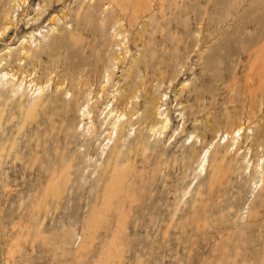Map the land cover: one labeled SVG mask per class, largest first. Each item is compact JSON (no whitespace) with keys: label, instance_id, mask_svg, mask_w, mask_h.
<instances>
[{"label":"rangeland","instance_id":"obj_1","mask_svg":"<svg viewBox=\"0 0 264 264\" xmlns=\"http://www.w3.org/2000/svg\"><path fill=\"white\" fill-rule=\"evenodd\" d=\"M17 1L0 264H264V0Z\"/></svg>","mask_w":264,"mask_h":264},{"label":"bare ground","instance_id":"obj_2","mask_svg":"<svg viewBox=\"0 0 264 264\" xmlns=\"http://www.w3.org/2000/svg\"><path fill=\"white\" fill-rule=\"evenodd\" d=\"M8 0H0V15L2 14L1 13V11H2V9H4V8H6V5L8 4V2H7ZM14 1H17V0H14ZM12 2V1H11ZM18 2V1H17ZM40 9V8H39ZM22 15V14H21ZM8 16V15H7ZM8 25V24H7ZM9 26V25H8ZM7 26V27H8ZM12 26H14V25H12ZM5 29H6V27L4 28V31H5ZM8 29V28H7ZM30 36H34V34H30ZM10 49V48H9ZM4 77L5 78H7V77H9V74L8 73H5L4 74ZM23 81H21L20 82V84L18 85V87L19 88H22V86H23ZM34 86H36V85H34V84H28V87H30L32 90H33V93H35V92H38V93H40L41 92V90H43V87L42 86H36L35 88H34ZM17 87V88H18ZM115 97V96H114ZM133 98V96L132 97H125V100H123L122 102H121V104H124L126 107L127 106H129L130 105V103L132 104V101H131V99ZM135 98V97H134ZM133 100V99H132ZM118 102V99L116 100V103ZM88 105H89V103H88ZM126 107L122 110V111H119L117 114H116V116H115V118H114V121L112 122V123H109V124H111V132H109L107 135V137H109V138H111V136H112V134H115L116 133V129L118 128V126H119V124L120 123H122L123 122V120H125L126 119V116H127V113L125 112L126 110ZM114 108H115V105L113 104V103H111V105L110 104H107L106 105V109H108V116H111V114H112V112L114 111ZM162 108H161V106H159L157 109H156V111L158 112V115H160V118H161V125L159 126V130L160 131H162V129H165V128H167V125H168V121H169V119H168V117H167V115L163 112V110H161ZM83 115L84 116H86V117H88V121H87V124H89V126L87 127V129H88V132H92V130H93V128H95L96 127V124H95V122L93 121V119H92V117L93 116H91V111L89 110V108H85V110H83ZM104 118H106V115H105V117ZM104 120V119H103ZM103 123H106V121L104 120L103 121ZM103 123L101 124V127L103 126ZM97 128V127H96ZM96 128H95V130H96ZM240 129H241V127H239L238 129H237V133L239 134V132H240ZM151 130H153V133H155V132H157V130H156V125L153 127V128H151ZM242 131V130H241ZM93 132H95V131H93ZM92 132V133H93ZM227 136H228V134H225V136H223V138H227ZM105 139V138H104ZM100 145L102 146L103 145V143L101 142L100 143ZM102 149H104V148H102ZM207 152H208V150H206L205 151V153H204V155L202 156V158H201V160H200V162L198 163V165H197V170L198 169H204V163L206 164V162H207V160H206V157H207ZM206 161V162H205ZM200 172V171H199ZM196 173V172H195Z\"/></svg>","mask_w":264,"mask_h":264}]
</instances>
